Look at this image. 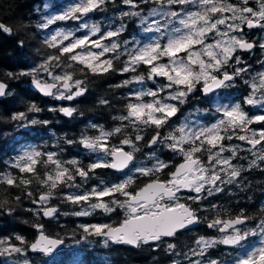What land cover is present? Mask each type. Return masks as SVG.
I'll return each mask as SVG.
<instances>
[{"label": "snow or ice", "instance_id": "obj_1", "mask_svg": "<svg viewBox=\"0 0 264 264\" xmlns=\"http://www.w3.org/2000/svg\"><path fill=\"white\" fill-rule=\"evenodd\" d=\"M108 4L118 15L108 18L106 25L84 19L90 13L107 11ZM36 11L40 16L35 27L48 30L42 44L50 51L26 70L0 73V99L14 96L9 82L23 77L30 79L38 93L58 101L85 96L90 74H129L114 85L128 91L116 101L123 107L112 117L115 127L106 130L92 124L97 135L57 138L55 150L29 145L17 153L7 165L11 170H0V187L20 194L0 199V214L13 215L25 199L33 205L26 211L41 220L57 219L63 204L79 206L78 211L63 213L77 217L92 216L98 209L104 213L123 210L118 222L78 225L82 235L75 243L96 237L105 247L147 246L163 252L169 264H264V204L256 215L240 208L225 218L208 199L230 187H247L246 173L257 169L264 173V70L251 74V63L241 55L256 48L264 53V36L260 40L249 36V30L264 33V0H75L57 14ZM69 20L79 22L75 31L50 28L57 21ZM126 21L138 23L144 37L125 39ZM81 29L86 31L77 35ZM0 32L13 35L14 29L0 22ZM25 45L24 39L17 40L18 49ZM260 67L264 69V63ZM157 80L164 82L156 84ZM237 80L247 91L230 103L204 109L210 122L190 119L191 112L176 122L182 106L197 92L208 100L233 88ZM147 81L153 82L152 88L143 87ZM98 103L113 107L109 98ZM42 111L35 101H29L24 110L12 112L7 122L20 129L41 126L47 131L51 121L37 118ZM48 111L66 117L83 115L72 106L49 107ZM117 136L118 143H110ZM61 140L67 145L80 144L96 158L86 166L74 158L63 159ZM161 147L179 156L180 162L162 160ZM138 153L143 159H138ZM97 169L115 170L121 177L107 183L100 180L82 190ZM140 177L147 182L134 187ZM182 190L190 193L183 202ZM206 212L215 215L209 218ZM201 223L220 235L188 236L187 243L180 240ZM32 227L37 235L31 242L18 234L0 236V258H4L0 264H30V252L54 257L65 245V239L48 232L43 222ZM217 245L236 249L237 254L214 259L210 249Z\"/></svg>", "mask_w": 264, "mask_h": 264}, {"label": "trees", "instance_id": "obj_2", "mask_svg": "<svg viewBox=\"0 0 264 264\" xmlns=\"http://www.w3.org/2000/svg\"><path fill=\"white\" fill-rule=\"evenodd\" d=\"M43 0H0V22L14 29L13 35L0 32V73L8 71L19 72L39 63L46 51L42 40L43 32L36 29L35 24L38 22L39 8ZM119 3V0H117ZM113 5L108 4L107 9H112ZM128 31L135 29V24L131 21ZM23 25L25 27L20 28ZM16 29H20L16 32ZM124 36V37H125ZM24 39L26 45L23 50L18 49L17 40ZM243 59L251 63L252 71L258 69L261 65L262 53L256 48L249 53H241ZM119 63V62H118ZM143 68L140 69L142 71ZM118 72H113L108 75L94 76L89 75L88 87L89 92L74 101V107L83 115L74 114L73 117H66L59 112H49V107H56V102L51 97H43L35 90L28 86L29 78L23 77L19 81H10V88L14 96L0 99V117L3 118L0 122V170L9 171L7 165L10 163L11 153L14 151L16 144L23 139H28L33 142L41 141L48 133H53L57 138H71L82 133V122L89 115L93 119L99 120L104 112L109 110H122V104L117 103V100H122L125 96L123 89L114 87L122 76ZM247 78V77H246ZM226 92L230 98L240 97L236 95V91L241 95L247 89L242 81L237 80L234 87ZM101 98H109L113 100V107L109 108L100 105L98 101ZM29 101H35L44 111L37 114V118L51 121V124L46 126L47 131H44L41 126H32L28 128H16L7 122L8 116L15 111L24 110ZM248 108V106H246ZM258 126V125H257ZM256 126V127H257ZM50 140V139H49ZM49 140L45 143H40L39 146L52 148L55 144H50ZM63 142V140H61ZM71 145L66 144V149ZM66 156L63 153V157ZM43 171V169H41ZM245 179L248 186L244 188L230 187L223 194L216 195L215 201L222 215H234L240 208H244L250 215H256L261 204H264V173L260 170L252 171L251 174H245ZM136 185L135 187H138ZM35 187V185H33ZM19 191L15 189H7L0 187V199H10L19 195ZM54 200L53 203H58ZM15 206V205H14ZM17 207V212L13 215L0 214V236L22 235L31 242L37 235L36 230L32 225L36 222H43L47 226L48 232L52 235H59L65 239V243L75 241L82 233L78 229V225L85 224L91 221V217H77L71 214L63 215L64 212L71 213L77 211L79 206L71 204H63L60 207L61 215L57 219L50 220L49 218H38L32 213L26 211L32 208L33 205L27 200H23ZM115 213H110L111 217ZM112 222V221H111ZM75 232V236H73ZM188 236H194L193 233H187L180 237L184 243L188 242ZM95 237L89 238L95 240ZM92 247V248H91ZM89 246L84 243L79 245L78 251L80 259L84 262L97 263L99 253L105 254L108 262L106 264H164L168 263V259L161 251H152L147 246L141 248L130 247L129 245L109 244L107 247L96 245ZM217 250V249H216ZM214 249H210L211 256H218V259L230 258L234 255V251H223L218 253ZM76 251V250H75ZM74 251H67L56 260L43 261V264H66L73 258ZM29 253L30 260L36 262L38 259H44L43 254ZM99 264H104L103 262Z\"/></svg>", "mask_w": 264, "mask_h": 264}, {"label": "rangeland", "instance_id": "obj_3", "mask_svg": "<svg viewBox=\"0 0 264 264\" xmlns=\"http://www.w3.org/2000/svg\"><path fill=\"white\" fill-rule=\"evenodd\" d=\"M74 2H75V0H43L41 2V4H40L39 8L41 9V12L44 13V14H57L60 11L66 9L68 6L72 5ZM43 4H48L49 7L47 9H43V7H42ZM115 15H118V13L114 14V11H113V8H112V9H107V11H105V12L90 13L89 16L84 18V19L90 24L91 23H101L102 25H106V23L108 21V18L115 19ZM39 16H40V14L38 13V16H37L38 19H39ZM134 24H135V29H132V31L131 30L128 31V35L124 37L125 39H131L132 36H136L138 39H142L144 37L145 34L139 32L138 23H134ZM78 26H79V22L69 20V21H57L56 24L50 26V28L53 29V30L57 29V28H62V29H65V30H73V31H75V29ZM47 31L48 30H43L42 31L44 36L47 34ZM85 31L86 30L81 29L79 32H77V35H82ZM250 31H251V34L249 36L254 38V39H256V40H260L261 36H264V33H260L258 31H253V30H249V32ZM261 63H264V53H263V55L261 57ZM260 70H264V69H261V67H259L258 69H255L254 71H252L251 74H254L256 71H260ZM125 78H128V76L122 78L119 81V83ZM163 82H164L163 80H157L155 83L159 84V83H163ZM130 87H132L133 89H137V88H140L141 86L140 85H131ZM143 87L152 88L153 87V82L152 81H147L146 84ZM123 91H124V94H126L128 89L124 88ZM226 92H228V91L225 90V91H222V92H218V93L212 95L210 98H208V100H205V98L201 94H199V95H201V97L199 99H196V100L204 101V102H206V104L205 105L199 104L198 102L191 100L192 102L182 106V114L180 115L179 120H177L176 122L179 123L180 121H182L184 119L185 116H187L191 112V113H193V115L190 117V119H193V120L200 119L203 122L208 123V122H206L207 120H203L202 119V116H207L208 117V115H209L208 113L203 111L204 109H212L217 104L230 103V102L236 100L237 97L236 98H230ZM235 94L241 96V94L239 92H237V91H236ZM146 99H148V98H146ZM197 108L201 109V112H196L195 110ZM248 110L251 113H253V114H255L256 111H257L255 108H252L251 106H248ZM48 140H49L50 144H55L56 140H57V137L53 133H48L47 136H45L44 139H42L41 141H38V142H33L31 140H28V139H23L22 141L18 142L16 144V146L14 147V151L10 155L11 156L10 162H11L12 158L15 157L17 155V153L21 152V150L23 148H25V147H27L29 145L38 146L39 143H45ZM235 143H242V142L235 141ZM49 150H55V148L54 149H49ZM242 155H247V153H243ZM73 158L79 160L77 157H73V156L68 157V158L66 157V158H63V159L70 160V159H73ZM82 190H84V189H82ZM72 191H76V190L73 189ZM105 216H106L105 213L102 214V215L99 214V219H97V220L95 219V221L91 222V223H104ZM96 239H97L96 241H94V240H90V241H87V242L86 241H82L80 244H76L75 241H70L68 243H65V245L61 248V250L54 257H45L44 256V257H42L44 259H38L36 262H32L30 260V255H28L27 258L29 259L30 264H43V261H47L48 262V261H51V260H56L61 255L66 253L67 251H69V252L74 251L73 258L71 260H69L66 264H99L101 262L104 263L105 261L107 263L108 262L107 257H106L105 254H102V253H99V258H98L97 263L84 262V261H82L80 259V253L82 252V250L79 253V251H78L79 245H82L84 243H86V244L88 243L90 247L93 246V245H96L97 247L104 246L99 241L100 238H96ZM256 239H258V238H250V240H256ZM236 254H237V250L235 249L234 250V255H236ZM3 259L4 258H0V260H3Z\"/></svg>", "mask_w": 264, "mask_h": 264}, {"label": "flooded vegetation", "instance_id": "obj_4", "mask_svg": "<svg viewBox=\"0 0 264 264\" xmlns=\"http://www.w3.org/2000/svg\"><path fill=\"white\" fill-rule=\"evenodd\" d=\"M250 34H251V31L249 32V35ZM257 49H258V52L261 53V51H259L260 49L259 48H257ZM262 55H263V53H262ZM126 76H128V74H125L124 76H122L121 79L126 77ZM119 81L116 82V84H118ZM199 94L200 93L197 92L196 95L192 98V100L198 102L199 104L205 105L206 102L201 101V100H196V99H199L201 97V95H199ZM190 102H192V101H190ZM56 105H57V108H59V107H61L63 105L74 107V101H66V102H60V103L56 102ZM120 111L121 110H109V111H106L102 115L103 118H101L99 120L93 119L92 116L89 115L82 122V133L81 134H86V135H90V136L97 135L98 131H97V129L91 128L92 124L101 125L106 130H109V129L115 127L117 122L114 121L112 119V117L118 115L120 113ZM205 117H207V116H202V119L203 120H207L206 122H210V119H205ZM81 134L76 136L75 139L78 140L79 137L81 136ZM119 139H120L119 136L113 137V138H111L110 143L116 144V143H118ZM61 143H60V147H63L65 149L64 154L66 155L64 157L62 156L63 158H66V157L68 158V157H71V156L77 157L79 159L78 161H80L82 166H86L88 163H90L93 159L96 158V154L91 153L87 149H84L78 143L71 145V147H68L69 149H66V144H64L63 142H61ZM38 145H40V143ZM141 147H143V145H141ZM50 149H54V147H52ZM126 150H130V149L126 148ZM158 155H160V158L162 160L172 159L173 162H175V163L180 162V157L179 156L173 155L168 149L163 148V147H161V149L158 150ZM137 157H138V159H143V157L140 156L139 153L137 154ZM170 170H174V169H170ZM118 177H121V173H119V172H117L115 170H111V169H97L95 171V173L92 174V178L89 179L87 181V183L83 185V189H88V188H91V187L95 186L97 183H99L100 180H103V181H105L107 183V182L116 180ZM145 182H147L146 178H144V177H140L139 178V186H143V184ZM135 186L136 185H134V187ZM189 194L190 193L187 190H182V192L180 193V196L182 198V202H183V197H185V196H187ZM216 195H218V194H216ZM208 199L212 203H215V204L217 203L215 201V198L209 197ZM99 214L102 215V214H104V212L102 210H99V209L96 210V212L91 217L92 218L91 221H88L87 223H91V222H94L95 219L96 220L99 219ZM105 215L106 216L104 218L105 219L104 223H106V222L115 223V222H118L121 219H123L124 213H123V210H117L116 214L113 215L112 217H111L110 213H105ZM204 215L208 216L209 218H212L215 215V213L214 212L213 213L206 212V213H204ZM224 217L227 218L226 216H224ZM87 223H85V224H87ZM190 233H193L194 236L202 235V236H205V237H218L220 235V233H218L215 229L207 228L206 223H201L198 226H194L193 230ZM96 240L97 239H95L94 241H96ZM214 250H216L218 253H222L223 251L229 252V251H234L235 249H233L231 247H228V246H224V245H217L214 248ZM36 255H40V254L37 253ZM211 257L214 258V259H218L219 258L218 256H211Z\"/></svg>", "mask_w": 264, "mask_h": 264}, {"label": "water", "instance_id": "obj_5", "mask_svg": "<svg viewBox=\"0 0 264 264\" xmlns=\"http://www.w3.org/2000/svg\"><path fill=\"white\" fill-rule=\"evenodd\" d=\"M28 86H29V88H31L32 90H35V89L31 86V84H30V80H29V82H28ZM35 91H36V90H35ZM36 92H37V91H36ZM37 93H38V92H37ZM38 94L41 95V96H43V95L40 94V93H38ZM43 97H45V96H43ZM55 101H56V102H59V103H60V102H66V101H58V100H55ZM63 106H67V105H63ZM178 163H179V162H178ZM35 238H36V237H35ZM35 238H34V239H35ZM34 239H33V240H34ZM33 240H32V241H33ZM130 247H132V246H130ZM30 253H34V252H30ZM164 264H169V262H168V263H164Z\"/></svg>", "mask_w": 264, "mask_h": 264}]
</instances>
